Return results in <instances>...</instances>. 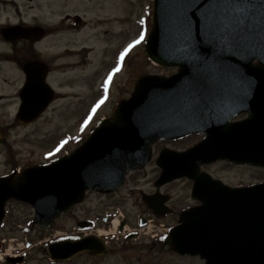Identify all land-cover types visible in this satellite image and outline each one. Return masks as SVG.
Masks as SVG:
<instances>
[{"label":"water","instance_id":"1","mask_svg":"<svg viewBox=\"0 0 264 264\" xmlns=\"http://www.w3.org/2000/svg\"><path fill=\"white\" fill-rule=\"evenodd\" d=\"M209 5L210 0L194 5L153 0L145 54L153 64L177 68V73L139 78L130 98L118 103L70 155L0 177V223L6 202L13 199L33 209L35 228L48 231L82 203L87 190H118L129 171L150 161L156 142L205 135L184 152L161 150L155 162L161 170L156 186L192 180L191 198L199 204L180 214L166 244L180 256H199L204 264H264V183L230 188L200 171L216 161L264 168V0H245L242 31L230 27L205 39L201 21L211 17ZM185 14L195 21L194 50L184 40ZM52 99L51 93L21 95L16 120L35 122ZM240 114L248 118L229 123ZM165 200L158 194L143 197L160 217L168 213ZM82 252L106 254L93 237L48 247L54 261Z\"/></svg>","mask_w":264,"mask_h":264},{"label":"rangeland","instance_id":"2","mask_svg":"<svg viewBox=\"0 0 264 264\" xmlns=\"http://www.w3.org/2000/svg\"><path fill=\"white\" fill-rule=\"evenodd\" d=\"M143 2L140 0L138 6L134 9L131 7L130 31L125 38L132 45L131 48L128 47L129 60L124 62L125 68L127 65L130 68V87L124 73L116 75L109 81L107 88H102L103 81L94 76L84 78L86 80L83 82H72L60 91L67 94L58 96L37 123L21 126L12 123L15 120L17 106L14 93L20 85L18 79L20 76L13 74L8 66L0 65V122L8 129L4 134V144L0 143V176L11 172L6 152L8 145L13 150L14 161L20 168L27 164L46 162L51 158L52 153L70 152L86 139L101 119L109 117L117 101L129 97L130 94L126 89L129 88L130 93L132 92L139 74L145 72V74L170 76L176 72L174 68L155 66L143 57L144 43L143 39L140 40V36L143 33L144 37L150 31L152 0H146L145 10ZM139 16L145 21V32L144 26L139 24ZM76 40L78 42L79 39ZM136 40L140 42L133 44ZM99 43L92 44V46L98 49ZM116 46L118 44H115L114 48L115 54L116 52L118 54L116 59L119 61L120 53L126 48L121 50ZM66 76L69 77V75ZM59 83L62 81L60 80ZM199 140L198 136H191L182 140L157 143L153 148L152 161L143 170L131 173L127 185L120 191L105 197L88 193L82 206L58 218L54 228L48 232H40L32 226L33 211L28 205L18 204L15 201L10 202L7 206L6 217L0 226V240L4 242L0 264H6L8 256L22 257L19 262L9 264H203L198 257H180L169 252L164 246L153 244L150 238L167 230L176 222L177 217L154 219L143 212L144 205L141 199H137V193L140 195V193L154 192V182L160 172L155 165V159L161 149L166 147L182 151ZM202 170L230 187H245L264 181V170L258 168L236 167L217 162L204 166ZM191 188V181L180 179L170 183L160 192L170 193L177 213L193 206L194 203L190 199ZM105 213L110 215L112 221L104 226L98 222L96 229H99L100 233L109 232L111 234L121 220L125 222L124 230H116L113 236L114 241L110 240V246L114 249L113 254L101 258L79 255L62 263L50 262L46 252V241L60 235H72L76 220L85 215L95 214L101 218ZM142 216L150 220L149 227L139 228V220ZM131 231L140 235L139 240L124 241L123 234ZM138 244H143L145 247H139ZM5 251L8 255H3Z\"/></svg>","mask_w":264,"mask_h":264},{"label":"flooded vegetation","instance_id":"3","mask_svg":"<svg viewBox=\"0 0 264 264\" xmlns=\"http://www.w3.org/2000/svg\"><path fill=\"white\" fill-rule=\"evenodd\" d=\"M137 1L0 0V65L8 66L13 74L20 76L18 78L20 85L14 93L17 99L16 110L20 104L21 95L42 97L51 93L54 103L58 96L67 94L60 92L63 87L67 88L72 82H83L86 80L84 78L94 76L103 81L101 87L105 88L104 82L108 79V74L118 66L119 70L112 74L111 80L116 75L124 73L130 87V68L129 65L125 68L124 64V62H128L130 54L127 51L123 59L117 61L118 54L117 52L115 54L114 47L115 44H118L116 47L124 50L130 45V41L125 38L130 31L131 7L134 9L138 6ZM141 1H144L145 10L146 0ZM140 18L139 16V24H141ZM142 26H144L145 32V21ZM146 37L147 34L143 38L144 59H146L144 53ZM76 39H79L78 42ZM98 42H100L98 44L100 47L95 49L92 44ZM253 63L257 65L256 60ZM142 74L145 75V72ZM142 74H139L136 79ZM3 79L6 80V78ZM60 80L62 83H59ZM65 80L67 82L64 83ZM126 90L130 94V89ZM116 103L113 105L112 111ZM244 118L246 115H241L234 118L233 121L236 122ZM1 123V140H4V134L8 129ZM12 123L18 124L16 120ZM67 153L69 152L52 153L51 158L46 162L27 164L26 166L47 164ZM164 188H156L154 185V192L151 194L168 195V200L163 204V207L169 208L170 215L177 217V208L173 207L170 193L160 192ZM144 195L137 193V199H142ZM143 210L148 216H154L146 207ZM83 219H92L90 223L84 222L91 226L97 223L100 218L94 214L90 218L85 215ZM109 219L110 216H105L102 222L108 223ZM139 221L143 225L146 223L143 216ZM81 225L84 224L81 223ZM124 228L123 220L120 231ZM88 235H80V237ZM139 237L140 235L135 232L123 234L125 241L139 240ZM106 244L110 252H113L108 240H106ZM138 246L145 247L143 244H138Z\"/></svg>","mask_w":264,"mask_h":264},{"label":"snow or ice","instance_id":"4","mask_svg":"<svg viewBox=\"0 0 264 264\" xmlns=\"http://www.w3.org/2000/svg\"><path fill=\"white\" fill-rule=\"evenodd\" d=\"M197 0H187L189 5H194ZM245 0H210V7H212L211 17H205L202 21V34L205 39H209V34L212 32H223L228 28H232L234 32L237 30H243L244 19L240 14L244 13L245 9L242 5ZM144 23L143 20L140 21ZM182 26L184 29V40L188 47L195 49L193 41V30L195 27V21L187 14L182 18ZM143 33H141L140 40H142ZM139 40L133 41V44L139 43ZM129 48L132 47L130 44ZM128 48L124 52L120 53L119 59L122 60ZM119 70V66L114 68L111 73L108 74V79L105 81L104 87L107 88L108 82L111 80L112 74ZM75 238V237H74ZM163 238V237H161Z\"/></svg>","mask_w":264,"mask_h":264}]
</instances>
